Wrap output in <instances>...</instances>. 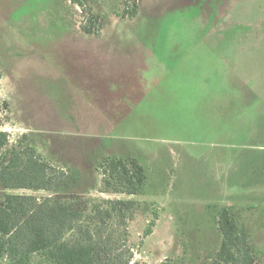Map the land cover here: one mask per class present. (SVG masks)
I'll return each mask as SVG.
<instances>
[{"label": "rangeland", "instance_id": "1", "mask_svg": "<svg viewBox=\"0 0 264 264\" xmlns=\"http://www.w3.org/2000/svg\"><path fill=\"white\" fill-rule=\"evenodd\" d=\"M77 1L0 0V130L78 173L30 195L75 205L112 263L213 264L229 208L264 264V0ZM108 158L140 161L139 195L106 191Z\"/></svg>", "mask_w": 264, "mask_h": 264}, {"label": "trees", "instance_id": "2", "mask_svg": "<svg viewBox=\"0 0 264 264\" xmlns=\"http://www.w3.org/2000/svg\"><path fill=\"white\" fill-rule=\"evenodd\" d=\"M77 1V0H76ZM82 5L80 1H77ZM135 17L137 10L130 12ZM90 25L83 27L88 35L99 32ZM2 74L0 73V81ZM26 137H24L25 139ZM104 187L107 192L136 196L147 181L145 167L137 159H111L103 164ZM78 180L71 174L45 161L32 146L11 148L9 135L0 130V264H121L124 254L114 257L100 255V241L89 231L79 230L83 214L69 202L54 197L39 200L32 195L11 194L12 191L68 190ZM104 216L116 214L124 218L135 208L133 200L110 203ZM99 213H101L99 211ZM222 244L213 264H258L248 236L242 233L229 208H223L218 217ZM78 231L82 237L68 239L70 232ZM148 229L146 235L151 234ZM100 236V234H98ZM127 254V253H126ZM125 254L124 264L133 262V254ZM118 261V263L116 262Z\"/></svg>", "mask_w": 264, "mask_h": 264}, {"label": "crops", "instance_id": "3", "mask_svg": "<svg viewBox=\"0 0 264 264\" xmlns=\"http://www.w3.org/2000/svg\"><path fill=\"white\" fill-rule=\"evenodd\" d=\"M29 192H31V191H29V190L12 191V193H15L16 195H30Z\"/></svg>", "mask_w": 264, "mask_h": 264}]
</instances>
